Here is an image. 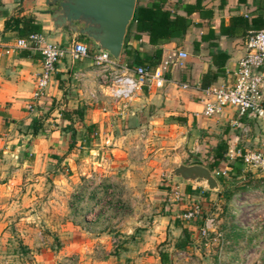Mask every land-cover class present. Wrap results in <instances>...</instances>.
Instances as JSON below:
<instances>
[{
  "label": "rangeland",
  "instance_id": "rangeland-1",
  "mask_svg": "<svg viewBox=\"0 0 264 264\" xmlns=\"http://www.w3.org/2000/svg\"><path fill=\"white\" fill-rule=\"evenodd\" d=\"M128 105L111 104L104 113L91 108L99 120L73 116L79 145L101 148L87 155L89 168L57 187L36 223L24 221L20 232L9 225L0 264H264V178L242 168L239 183L226 179L229 199L211 193L188 203L184 211L197 203L200 217L213 219L206 237L197 220L175 227L173 189L182 182H168V174L203 163L206 153L193 151L188 131L169 130L150 108ZM95 163L103 165L100 174ZM182 225L191 239L179 250Z\"/></svg>",
  "mask_w": 264,
  "mask_h": 264
},
{
  "label": "crops",
  "instance_id": "crops-1",
  "mask_svg": "<svg viewBox=\"0 0 264 264\" xmlns=\"http://www.w3.org/2000/svg\"><path fill=\"white\" fill-rule=\"evenodd\" d=\"M153 1L135 0L134 8L149 7ZM193 1L165 0L164 8L172 15L185 17L184 7L192 5ZM199 7V11L188 17L191 25L182 38L161 41L155 46L142 41L144 34L134 37L135 27L129 21L122 45L126 43L136 49L142 60L151 56L155 49L160 50L158 63L177 50H183L187 58L180 65L177 62L169 64L161 89L149 92L142 89L128 106L142 104L145 110L154 111L151 118L164 122L169 130L176 133L188 131L195 138L194 152L202 150L206 153L222 141L227 145L228 154L237 142L238 132L232 125L236 112L226 107L215 116L203 117L201 112L207 99L203 90L233 81L237 61L244 55L245 37L264 28V0H200ZM28 16L35 18L40 33L49 43L65 47L81 41L90 50L96 49L82 36L66 31L51 33L49 11L43 0H0V239L11 223H15L19 232L24 221L36 223L39 212L49 209L54 202L57 187L66 186L78 169L89 168L87 155L97 153L101 148L80 146V143L84 144L83 137L78 140L71 129L74 115L100 119L99 113L76 100L68 86L70 73L84 67L86 60L62 59L56 65L53 80L44 96L32 100L34 79L39 70L38 54L25 51L9 55L2 53L1 47L19 37L13 25L4 29L5 21ZM119 57L123 60L121 51ZM210 72L219 76L207 87H201L202 82L206 84L203 75ZM182 85L186 88L182 89ZM248 123L256 133L257 123L253 119ZM78 155L83 156L75 162ZM228 161L226 158V163ZM95 164L97 167L92 170L100 174L103 165ZM224 165L219 171L224 170ZM238 178L232 181L239 183ZM181 184L178 199H173L175 202L171 204V210L176 212L174 217L180 223L183 220L178 215L185 212L189 202L200 201L221 189L219 186L218 191L212 192L203 187ZM184 227L189 228L182 225Z\"/></svg>",
  "mask_w": 264,
  "mask_h": 264
},
{
  "label": "built area",
  "instance_id": "built-area-1",
  "mask_svg": "<svg viewBox=\"0 0 264 264\" xmlns=\"http://www.w3.org/2000/svg\"><path fill=\"white\" fill-rule=\"evenodd\" d=\"M244 55L237 61L233 81L218 87H210L204 92L203 117H212L224 108H233L236 118L232 125L237 129L236 147L226 154L227 160L238 158L246 172L264 178V28L249 33L244 39ZM4 55L25 51L39 56V70L35 75L32 100L44 96L49 88L56 65L65 58L71 61L86 60L84 67L72 71L68 86L83 106L106 112L109 104H121L123 107L135 95L146 91L161 89L165 83L164 74L171 62L179 65L187 58L183 50H177L152 69L143 66H129L120 57L114 60L107 52L94 49L81 41H74L69 46L49 43L42 33H30L16 38L11 44L1 47ZM182 89L186 86L182 85ZM257 123L254 133L248 120ZM213 177L225 176L224 170L211 173ZM178 199V188L173 189ZM195 203L178 218L194 221L200 217ZM213 226V219L204 217L197 232L206 237Z\"/></svg>",
  "mask_w": 264,
  "mask_h": 264
},
{
  "label": "trees",
  "instance_id": "trees-1",
  "mask_svg": "<svg viewBox=\"0 0 264 264\" xmlns=\"http://www.w3.org/2000/svg\"><path fill=\"white\" fill-rule=\"evenodd\" d=\"M165 0H154L149 7L146 6H135L130 23L134 24L135 35L138 38L139 34H144L141 38L143 42L149 45L155 46L159 42H167L173 38H182L187 28L191 25V21L188 17L196 11L200 10V0H194L192 5H186L184 7L185 17L178 15H172V13L164 8ZM13 25V26H12ZM12 26L16 30L19 37H25L30 33H40V25L36 22L33 16L21 17L15 19H9L5 21L4 29H8ZM263 27V26H262ZM258 28H261L259 25ZM91 49L90 51H92ZM222 55L221 53H217ZM122 59L129 66H143L147 69L154 68L160 57V50L155 49L151 56L142 60L139 57V53L136 49H132L126 43H123L121 50ZM146 61L147 64H144ZM219 75L216 73H206L203 75V80H206V84L201 83V87H207L213 83ZM226 152L227 145L220 141L217 142L213 147L208 149L204 157L203 163H195L204 166L210 173L220 169L222 164L224 165L225 176H218L216 180L219 183L220 191L216 193L218 198L229 199L230 198V187L227 185L226 179L232 177H240L242 172V164L238 158L231 160V163H226ZM208 193V192H207ZM197 224L200 225L202 217L196 218ZM194 221V222H195ZM175 226L181 227L180 221L175 220ZM190 230L187 227L182 228V237L175 244V247L179 250H184L190 243ZM164 260V259H163ZM161 262V264H163Z\"/></svg>",
  "mask_w": 264,
  "mask_h": 264
},
{
  "label": "water",
  "instance_id": "water-1",
  "mask_svg": "<svg viewBox=\"0 0 264 264\" xmlns=\"http://www.w3.org/2000/svg\"><path fill=\"white\" fill-rule=\"evenodd\" d=\"M135 0H43L48 7L51 33L66 31L82 36L97 50L107 52L114 60L120 56L122 39ZM174 179L206 191H218L215 177L200 165H178L168 174Z\"/></svg>",
  "mask_w": 264,
  "mask_h": 264
}]
</instances>
